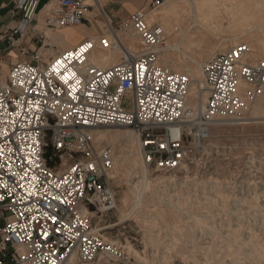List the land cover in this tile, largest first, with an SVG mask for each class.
I'll return each mask as SVG.
<instances>
[{"label": "built area", "instance_id": "built-area-1", "mask_svg": "<svg viewBox=\"0 0 264 264\" xmlns=\"http://www.w3.org/2000/svg\"><path fill=\"white\" fill-rule=\"evenodd\" d=\"M168 1L151 0L149 9L46 64L17 62L0 79V211L7 214L0 225V264H93L99 254L134 262L125 243L104 236L108 226L94 223L95 214L105 217L116 207L110 183L115 158L109 148L92 144L90 130L131 127L147 166L171 171L186 161L185 138L201 148L216 119L243 118L248 102L264 94V59L247 61L251 47L238 43L202 64L206 100L198 109L190 104L193 80L161 63L165 30L149 21L151 10ZM38 3L17 0L22 25L33 19ZM88 11L85 0H57L47 24L78 25ZM123 34L139 38L140 50L128 48ZM118 48L123 54L114 64L91 60L96 49ZM57 161L66 164H49Z\"/></svg>", "mask_w": 264, "mask_h": 264}, {"label": "rangeland", "instance_id": "rangeland-1", "mask_svg": "<svg viewBox=\"0 0 264 264\" xmlns=\"http://www.w3.org/2000/svg\"><path fill=\"white\" fill-rule=\"evenodd\" d=\"M205 1L170 0L152 12L153 16L170 3H179L183 8L177 12L178 23H184L183 28L189 30L183 36L175 33L174 17L153 19L150 13L151 21L162 24L165 30L167 23L171 24L169 35L159 45L164 66L172 70L182 66L179 71L190 75L185 59L181 65L176 61L167 63L163 60L165 53L183 58L202 53L203 64L216 52L238 43L250 45L247 61L264 59V26L257 28L264 21V12L258 10L264 8V0H236L238 10L232 8L229 0L225 4L223 0H208L210 11H204L213 16L210 29L200 23L194 5ZM121 38L126 44L133 42L131 50H140L139 38L129 34ZM191 39L201 42L190 47L187 42ZM167 41L182 44L178 49L163 50ZM192 84L197 82L193 80ZM261 97L264 95L248 102L243 119L214 124L201 148H194L191 139L185 138L186 161L175 170L147 166L140 135L139 140L135 138L140 168L142 164L148 167L151 182L148 187H141L139 169L122 175L117 173L120 166L114 161L110 177L111 173L116 177H111L110 183L116 195V207L105 217L100 214L94 217L98 226H108L104 236L125 243L142 264H172L180 259L192 264H264V120L250 119L251 107ZM124 106H130V98H125ZM123 129L132 130L118 125L95 127L90 132L100 131L107 136L98 141L91 138V142L96 148H109L116 159L126 151V143L124 139H112L110 134ZM137 134L135 131V137ZM65 164L57 161L54 165L61 169ZM125 193L129 194L128 202L122 201Z\"/></svg>", "mask_w": 264, "mask_h": 264}, {"label": "crops", "instance_id": "crops-1", "mask_svg": "<svg viewBox=\"0 0 264 264\" xmlns=\"http://www.w3.org/2000/svg\"><path fill=\"white\" fill-rule=\"evenodd\" d=\"M57 0H39L33 19L22 25L23 12L16 9L17 0H0V79L6 80L12 65L20 61L48 63L61 52L85 39L105 34L137 10L149 9L151 0H85L89 11L81 24L52 27L48 17ZM21 25V30L17 28ZM49 33V34H48ZM24 49L25 54L21 53ZM34 54H38L35 58ZM7 214L0 211V225ZM93 264H142L125 262L99 254Z\"/></svg>", "mask_w": 264, "mask_h": 264}, {"label": "bare ground", "instance_id": "bare-ground-1", "mask_svg": "<svg viewBox=\"0 0 264 264\" xmlns=\"http://www.w3.org/2000/svg\"><path fill=\"white\" fill-rule=\"evenodd\" d=\"M226 1L227 0H223V2H224L223 4H225ZM235 1L236 0H229V2L232 3V5H233L232 8L238 10V7H237V4H236ZM194 5H195V8H196V11L199 13L200 23H202L206 28L210 29V27L212 25L213 16H210L208 13H206L204 11L205 9H209V11H210V6H211L210 1L207 0V1L203 2V3H201V4H197L195 2ZM181 8H183V7H181V5L179 3L172 2L167 7H165L163 10L157 11V13L153 14V16H152V12L154 11V9L151 10V12H150L151 13V18H153V19L154 18H158V19H164L165 20L168 17H170L171 19H172V17H174L173 19L175 20L174 21L175 23H173V24H175V26H174L175 33H176V35L180 34L181 36H183L185 34H188L189 30L186 29V28H183L182 24H184V23H182V24L178 23L179 16H177V12ZM250 10L253 11V9H250ZM258 10L264 12V8L263 9H258ZM241 12L245 13L244 9H242ZM150 13H149V21H151ZM234 16H236V15H234ZM188 19L190 20L189 17H188ZM151 22H155V21H151ZM167 25H168L167 28H166L167 32H166L165 29L164 30H165V35L167 34V36H168L169 35L168 34L169 27H170L171 24L167 23ZM263 26H264V21H262L261 24L257 26V28H260V27H263ZM241 35L243 36L244 33L241 34ZM197 36H198V34H197ZM164 39H165V37H164ZM200 42H201V40L195 41V39H191L189 42H187V45L192 47L193 44L194 45L195 44H199ZM127 44H128L127 47L129 48V47H131V45H133V42H130V41L128 42L127 41ZM180 44H182V42H173L171 44L170 41L169 42L167 41L165 43L164 47H163V50L178 49V48H180ZM121 52L123 53V50L121 48L111 49V50L96 49L91 54V60L95 64L105 67V66H107V65H109L111 63L117 62L118 56H119V54ZM249 55H250V53H249ZM253 56H255L254 59L257 58L256 55L253 54ZM202 58H203L202 53H200V55H198L197 57H193L192 54H187V56L184 57V58L183 57H175L173 55H169V54L165 53V56L163 58V60L165 62H167V63H169L168 61H176L180 65L182 64V62L184 63V61H182V59L186 60L185 65L188 67V70H189L188 72L193 77L192 80H195L197 82V84H194V85L191 84L190 93H189V103L192 104L193 106H195L196 109H198V108H200L201 106L204 105V102L206 100L205 99V94L207 96L206 90L204 91V96H203V93H202V91H203V78L201 77V65H202L201 59ZM180 69H182V66H178V70L177 71H179ZM250 112H251L250 119L264 120V97H261V99L257 103H254L252 105ZM240 115L241 114H239V118H232V119L227 118L226 120H228V121L241 120L243 118H240ZM226 120L225 119H216L214 123L215 124L216 123L219 124V123H221V121H226ZM134 133H135V130H133V129L132 130L131 129L130 130L129 129H123V130H119V131H116L115 133L110 134L111 135L110 137L112 139H124L125 143H126V151L122 152L121 154H119V156L115 159V163L119 164V166H120V170L119 169H116V170L119 171V172H117L119 174L127 175V174L130 173V171L132 169H137V170L139 169L141 171L140 173H141V176H142V179L140 181V185H141V187H145L146 188V187L149 186V183L151 182L149 180V177H148V175H149L148 167L145 164H142V168H140L139 155H138L139 154V150L137 151V148L135 147V138H138V140H139V134H137L136 137H135ZM89 135H90L91 138H95V140H97V141L101 140L103 138H106V136H107L105 133H102L100 131H96V132H94V131L92 132L91 131V132H89ZM111 177H116V174L111 173ZM135 192L137 194V190L134 191L133 193L135 194ZM122 201L128 202L129 201V194L125 193L123 195V197H122ZM124 215H125V213H124ZM211 222H212V220H211Z\"/></svg>", "mask_w": 264, "mask_h": 264}, {"label": "snow or ice", "instance_id": "snow-or-ice-1", "mask_svg": "<svg viewBox=\"0 0 264 264\" xmlns=\"http://www.w3.org/2000/svg\"><path fill=\"white\" fill-rule=\"evenodd\" d=\"M88 47H90V45L88 46ZM85 49H81V52H83ZM70 55H71V53H70ZM52 219H55V217H53ZM54 264H55V262H54Z\"/></svg>", "mask_w": 264, "mask_h": 264}, {"label": "trees", "instance_id": "trees-1", "mask_svg": "<svg viewBox=\"0 0 264 264\" xmlns=\"http://www.w3.org/2000/svg\"><path fill=\"white\" fill-rule=\"evenodd\" d=\"M49 164H50V165H52V166L54 165V163H53V162H49Z\"/></svg>", "mask_w": 264, "mask_h": 264}]
</instances>
